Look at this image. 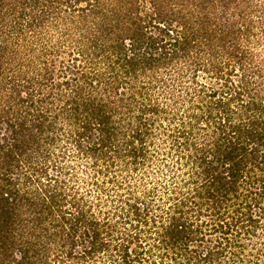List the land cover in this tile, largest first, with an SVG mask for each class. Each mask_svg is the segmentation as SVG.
<instances>
[{
  "label": "trees",
  "instance_id": "obj_1",
  "mask_svg": "<svg viewBox=\"0 0 264 264\" xmlns=\"http://www.w3.org/2000/svg\"><path fill=\"white\" fill-rule=\"evenodd\" d=\"M181 1L176 8L174 0H0V264H154L153 246L128 251L144 224L155 234L160 257L210 264L231 244L225 235L231 225L220 209L236 200L237 221H245L243 232H253L264 215V118L256 115L264 111V89H255L264 83V0ZM172 60L188 69L179 66L178 82L192 72L193 82L198 70L225 69L214 74L225 78L221 88L198 84L207 92L190 115L177 117L179 107L160 106L147 83L136 82ZM229 74L238 78L230 81ZM164 83L154 79L148 86ZM159 112L144 121L145 114ZM196 123L210 128L197 147ZM62 137L74 156H90V166L98 162L92 176L102 173L98 187L105 193L104 183L122 185L116 170L139 171L168 144L172 165L183 157L187 173L176 182L165 161L160 168L172 182L166 219H155L156 199L131 192L125 216L96 214L100 199L80 190L68 161L74 158L51 155L49 146ZM46 164L57 168L52 177ZM246 176L259 184L250 200L237 193ZM188 204L217 214L210 228L220 237L204 253L190 247L199 225L188 218Z\"/></svg>",
  "mask_w": 264,
  "mask_h": 264
},
{
  "label": "rangeland",
  "instance_id": "obj_2",
  "mask_svg": "<svg viewBox=\"0 0 264 264\" xmlns=\"http://www.w3.org/2000/svg\"><path fill=\"white\" fill-rule=\"evenodd\" d=\"M258 1L262 2L261 0H258ZM174 2L176 3V8H177L178 4L182 1L174 0ZM246 3L247 2H244V3L242 2V5L245 6ZM142 4L148 5V3L146 2ZM183 4H184V1L180 4V6H182ZM80 5H82V3ZM187 8L188 7L182 9V12L184 15H186L185 10ZM166 63L167 64H164V65L158 64L160 65V67L155 70L150 69V70L144 71L145 73L142 72L139 75V77L138 76L136 77L137 78L136 82L138 83V81L140 80L142 83H147V87H148L147 93L149 97L152 99V101L157 100L158 102H161L160 106H162L164 103L167 106L166 108L170 107L172 111H174L177 107H179L177 117L180 114L190 115L192 111H195L193 107H195L196 102L199 100L200 97H202L204 93L207 92V86H205L204 91L202 92L198 91L199 83H205L206 85H210L212 88H221L220 85L223 82L222 80L225 79L223 78V76L219 80L214 79L215 78L214 74L216 72L222 73L225 71L223 67H219V70L216 68L215 72L201 71V70L196 71L194 73L195 78L193 82L191 81V78H192L191 75L193 74V72L190 75L187 74L188 76L186 77L183 76L179 78L180 82H178L177 79H173V78L177 76L175 74L176 72H178L179 66L182 72L188 71V69L181 68L182 67L181 65L183 63L182 61L179 63V61L172 60ZM219 73L218 75H220ZM223 75L225 76L224 73ZM237 78H238V74L237 75L229 74L228 76V79L230 81H233ZM154 79H163V81L165 80V83H164L165 86L164 85H162L161 87L156 86L155 88H151L150 86H148L149 83L151 85ZM149 80L150 82H147ZM157 84L159 85L160 82L157 81ZM256 84L257 83H255V89L257 88L260 89V87L264 89V83H260L257 85ZM262 92L264 91H261V93ZM141 98H143V96ZM234 107L237 108V106H234ZM236 108H233V110L237 111ZM198 112L199 111H197V116H198ZM161 114L162 112L157 113L155 116H152L151 114H145L143 119L144 121L146 119L150 120L154 117L160 116ZM232 115L234 116V118L235 117L245 118L244 114L240 116L235 115V114H232ZM256 115L257 117H259V120L260 119L262 120L264 118V111ZM183 119L185 120L184 116H183ZM175 123H178L177 120H174V123H172V125ZM194 126L195 127H193L192 132L195 138L194 140L195 146L197 147V146L203 145V143H205V141L209 138L210 128L209 127L207 129L203 128L202 130L200 128V124H197V123ZM156 135H158V133ZM61 140L65 142V138L62 137ZM158 140L160 141L161 139L159 138ZM63 142H59V143L56 142L49 146L51 155L55 156V153L63 152L64 153L63 158H74L68 161H71V163L75 164V168L77 170V174H76L77 180L76 181H77L78 186L80 187V190L83 191V193L89 191V193L86 194L88 195L89 199L96 198V196L97 198L100 199L98 204H95L92 209L94 210L96 214H98L97 211H100L99 213L100 215H103L102 212H107L108 214H112V213L117 214L120 211L122 212V216H125L124 209L127 208V205L124 204V199L127 197L128 192H131V195H135V196L143 195V193L144 195L146 194L147 196L145 197V201H147L151 197L156 199V202L159 204V206H158V209L153 213V214H156L155 219L160 218L162 219V221L166 219V216L168 215V213H165V208L166 206L168 207V203H169V199H167V193L172 192L171 190L172 182H170V180L167 177H165L164 172L160 171V168L162 167V164L165 161V163L168 164V167H166L164 164L163 165L164 169L166 168V169H169L171 172L173 171L174 173L173 178H175L176 182H178L177 181L178 179L185 177L187 173L186 166L183 165V162L185 160L183 157L179 159L177 164L172 165V162H175L174 160L175 156H173V158L171 157L172 155L170 154L173 151L171 147L168 146V144H165L164 146L162 145L161 150H160L162 154L157 153L156 155L155 154L156 152H153L149 160L150 163L147 166H145L144 164V168L140 169L139 171L136 170V171L126 172L128 174L127 175L125 171L121 172L120 174L118 172L119 170L118 171L116 170L115 178L119 181V183H122V185L121 187H118L117 189L115 188V185H113L109 189L110 183H104V186L108 185L107 186L108 193H105V191H101L100 188L98 187V185L101 183L100 181L102 178L101 177L102 173L98 172L97 174L92 176L94 173L93 170L98 171V166H97L98 162L95 165H92L93 167L90 166L92 163L91 162L92 159H90V156H85L84 153H82V156L80 155L74 156L72 153H73V150L75 151V148H73L72 146H70L71 148H69V146L67 145V142H65L66 145L64 146V149L59 148L63 145L62 144ZM70 154H72L71 157H69ZM187 163H190V162L187 161ZM87 164H90V165H87ZM46 165H47V168H46L47 175H51V177L55 175L57 168H53L48 164ZM175 166L177 167V169H175ZM113 169L114 168L112 167L111 170L108 171L107 175L104 177L105 180L109 176L112 175ZM253 172H255L256 174L259 173V171H257V169L255 168L253 169ZM125 175L127 176V178L122 177ZM246 177H248V179L247 178L241 179L242 181H240L241 182L240 188L239 189L237 188V193H239V199H241V197H243L245 194H248L249 197L246 199L250 200L251 197L253 196L252 191H257L258 190L257 186L259 184L257 182L256 176H251V177L246 176ZM94 179H98L97 180L98 184L94 183ZM154 181H156V186H154L153 184ZM247 192H250V193H247ZM181 196H184V195H180L179 197ZM236 203H238L237 200H236ZM236 203L230 205V202H227L222 207V209H220L221 212H223V217H224L222 221L226 220L228 221V223L230 222V225H231L230 230L225 235L228 236L229 238H232V241H231V244L226 245L223 251V255L220 256L219 259H216L210 262V264H264V215L261 216L260 219L257 218L258 221L256 223V226L253 232H248L246 234L245 232H243L244 228L247 227L245 221H242L241 223H239L237 221L238 218H236V213L232 211L233 208H236L237 206ZM191 205L188 204V206L190 207V211L187 213V215H188V218L193 221V226L195 224L199 225V232L195 234V237H194L195 240L190 244L191 245L190 247L195 248L197 251L204 253L205 249L207 250L209 247H211L215 243V241L218 240V237H220V234L217 231H213L210 228L211 219L215 218L217 214L215 213V210H213L211 207L209 208L201 207V209H204V210H202L203 212H199L197 211L196 207L194 206L191 207ZM184 209L185 207L183 206L182 210ZM173 211H175V209L171 208L170 212H173ZM256 211L257 209L255 208L254 212L252 213L254 217H256V214H257ZM184 215H186V213H184ZM120 217L121 216H116L115 218H120ZM121 219H124V218H121ZM118 224L119 226L123 225L129 228L130 232L134 231L128 225L129 222H127L126 224H123L122 222L119 221ZM242 225L244 227H242ZM147 227L148 226L145 224L142 226V229H140L141 233H140L139 240L137 242H132L131 244H129L128 251L132 252L131 248L133 247L138 250L137 245H140L141 247H145V248L151 245L153 246L151 251H153L152 257L155 259L154 264H178V262L179 264H201L199 260H197V262H194V261L187 262L186 256L184 255H182L181 258L179 256L176 257V259H174L175 261L169 258L160 257V254H156L155 246H157V243L155 239H153L155 234L152 233L150 229H148ZM232 243H235V244H232ZM224 245H225L224 243H221L219 247L221 248ZM152 257H150L149 260L152 259ZM181 259H182V262L180 261ZM107 263L110 264L112 262L109 260H105L103 262L101 259L99 261V264H107ZM92 264H95V263H92Z\"/></svg>",
  "mask_w": 264,
  "mask_h": 264
}]
</instances>
